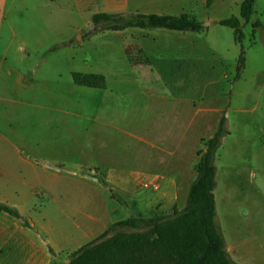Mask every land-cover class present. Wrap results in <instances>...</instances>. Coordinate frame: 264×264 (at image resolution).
<instances>
[{"label":"crops","instance_id":"crops-1","mask_svg":"<svg viewBox=\"0 0 264 264\" xmlns=\"http://www.w3.org/2000/svg\"><path fill=\"white\" fill-rule=\"evenodd\" d=\"M26 1L0 0V204L19 214L14 217L0 210V264H66L73 253L98 239L110 225L133 215L156 214L157 202L178 189L188 158L193 168L197 163L195 150L190 154L186 147L185 133L180 135L179 111L171 124L149 125L135 114L122 119L127 122L122 123L124 128L120 124L116 128L117 92L109 84L111 78L119 84L126 81L127 77L120 75L126 72L123 67H147L152 71L158 61L189 57L193 44L187 37L195 32L162 29L171 36L181 35L183 42L155 45L161 38L146 33L155 29L107 31L123 33L127 45H102L106 51L103 64L83 61L80 70L70 72V77L72 72L103 75L105 88L74 83L71 87L63 83V57L33 58L32 53L20 57L11 44L16 34L6 11L17 10ZM32 1L37 2L33 8L58 10L60 27L56 32L61 48L63 17L68 13L87 14L88 26L98 13L178 16L189 14L197 1L205 6V0ZM242 1L215 0L210 8H240ZM72 28L73 33L80 31L74 25ZM51 66L61 69L55 71ZM116 66L121 69L111 68ZM88 97L93 99L90 106L85 101ZM22 121L28 123L24 135L17 130ZM191 124L194 120L188 121V127ZM181 125L185 126L184 120ZM110 128L132 131L129 134L136 144L133 154L138 155L130 153L132 142L128 144V155H114ZM100 175L105 185L98 181ZM140 179H144L142 189L134 193ZM225 181L226 198L229 182L227 178ZM217 195L215 186L219 216L221 203Z\"/></svg>","mask_w":264,"mask_h":264},{"label":"rangeland","instance_id":"rangeland-1","mask_svg":"<svg viewBox=\"0 0 264 264\" xmlns=\"http://www.w3.org/2000/svg\"><path fill=\"white\" fill-rule=\"evenodd\" d=\"M36 4L28 0L17 10L7 9V21L16 34L11 44L20 57L24 53H32L33 58L63 57V83L66 85L74 86L70 72L80 70L83 61L103 64L106 51L102 45H127L123 33L99 32L84 38L90 17L87 14L77 16L74 12L63 17L61 48L60 35L56 32L60 27L58 10L33 8ZM190 8L189 14L203 25L201 32L189 33L187 37L193 44L192 56L158 61L152 71L147 67L134 70L123 67L126 72L120 75L127 78L122 84L111 78L109 84L117 92L115 126L123 125L124 117H135V114L149 125L155 122L171 124L179 111L180 135L185 133L186 147L190 154L195 150L197 162L198 151L204 149L205 141L215 132L220 118L226 117L228 134L215 158L216 192L221 203L216 223L234 264H264V0H256L249 23L241 24L245 64L239 79H235V75L240 45L235 42L230 28L218 24L220 20L239 17L238 5L211 9L197 1ZM72 25L80 31L73 33ZM155 30L146 32L161 38L155 45H164L165 41L171 45L183 42L181 35L171 36L162 29ZM50 68L56 71L61 66ZM111 68L121 69L119 66ZM85 101L90 106L93 99L88 97ZM183 120L185 126L181 125ZM189 120H194V124L188 127ZM17 128L24 135L28 132V123L19 122ZM125 130L123 133L110 128L113 154L128 155V144L132 142L130 153L138 155L133 154L136 144L129 134L132 131ZM189 160L184 166V175L178 179V189L157 202L156 214L130 217L168 216L174 208L183 210L188 187L195 178ZM226 178L229 184L225 198ZM143 180L138 181L134 193L142 189ZM98 181L105 183L101 175Z\"/></svg>","mask_w":264,"mask_h":264},{"label":"trees","instance_id":"trees-1","mask_svg":"<svg viewBox=\"0 0 264 264\" xmlns=\"http://www.w3.org/2000/svg\"><path fill=\"white\" fill-rule=\"evenodd\" d=\"M214 1L205 0V7L210 8ZM254 4L255 0H243L239 17L218 22L232 30L235 42L240 45L235 79H239L245 64L241 24L249 23ZM128 28L199 33L203 25L185 13L178 16L98 13L92 16L83 35L88 38L95 33ZM71 78L81 87L104 89L106 86L100 74L72 72ZM227 134V121L223 116L213 135L205 141L204 149L197 153L196 179L188 190L183 210L174 208L168 216L129 217L118 221L98 239L73 253L66 264H234L216 223L214 197L216 153ZM0 210L19 217L15 209L4 204H0Z\"/></svg>","mask_w":264,"mask_h":264},{"label":"built area","instance_id":"built-area-1","mask_svg":"<svg viewBox=\"0 0 264 264\" xmlns=\"http://www.w3.org/2000/svg\"><path fill=\"white\" fill-rule=\"evenodd\" d=\"M145 187H146V185H145Z\"/></svg>","mask_w":264,"mask_h":264}]
</instances>
